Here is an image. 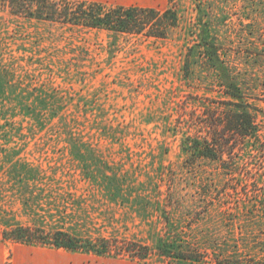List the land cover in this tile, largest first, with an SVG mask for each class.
Segmentation results:
<instances>
[{"label":"rangeland","instance_id":"obj_1","mask_svg":"<svg viewBox=\"0 0 264 264\" xmlns=\"http://www.w3.org/2000/svg\"><path fill=\"white\" fill-rule=\"evenodd\" d=\"M86 1L174 6L179 24L166 40L114 37L0 6V233L64 231L117 254L0 240V264H264V176L242 167L247 157L235 173L206 160L187 168L180 109L189 95L223 97L200 63L184 75L207 22L247 82L264 139V0ZM128 243L149 256L123 253ZM164 244L198 261L162 256Z\"/></svg>","mask_w":264,"mask_h":264},{"label":"trees","instance_id":"obj_2","mask_svg":"<svg viewBox=\"0 0 264 264\" xmlns=\"http://www.w3.org/2000/svg\"><path fill=\"white\" fill-rule=\"evenodd\" d=\"M0 6L12 16L29 22L105 31L114 37L166 40L179 24V15L174 6L160 10L138 5L106 6L86 0H0ZM209 33L207 22H204L200 42L189 48L186 54L184 75L190 79L192 66L200 63L204 69L215 74L223 97L189 95L182 102V122L190 132L182 144L187 155L185 165L194 169L199 161L206 160L218 164L225 172L235 173L241 168L242 159L247 157L249 163L242 167L246 169L250 166L251 170L264 176V139L260 135L255 113L258 109L251 103L253 98L245 91L247 82L235 76L228 50L218 44L214 37L209 39ZM0 240L98 256L117 254V247L106 239L82 240L68 232L47 233L41 228L22 224L7 226L1 231ZM127 245L128 249L123 253L141 260L149 256L147 246L136 243ZM159 253L178 262L198 261V257L192 254L176 251L173 244L162 245Z\"/></svg>","mask_w":264,"mask_h":264}]
</instances>
